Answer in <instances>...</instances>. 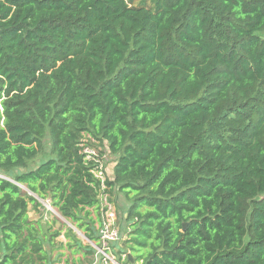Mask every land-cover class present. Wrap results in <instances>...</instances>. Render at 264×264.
I'll use <instances>...</instances> for the list:
<instances>
[{
    "label": "trees",
    "instance_id": "trees-1",
    "mask_svg": "<svg viewBox=\"0 0 264 264\" xmlns=\"http://www.w3.org/2000/svg\"><path fill=\"white\" fill-rule=\"evenodd\" d=\"M92 143L118 255L264 264V0H0V264L47 263L38 199L98 243Z\"/></svg>",
    "mask_w": 264,
    "mask_h": 264
},
{
    "label": "rangeland",
    "instance_id": "rangeland-1",
    "mask_svg": "<svg viewBox=\"0 0 264 264\" xmlns=\"http://www.w3.org/2000/svg\"><path fill=\"white\" fill-rule=\"evenodd\" d=\"M105 145L106 144H103L100 146L98 143H92V145L88 147L87 151H91L92 153H95L98 155H99V153H102L101 158L103 159L104 165L108 171V173L106 172L107 176L113 177L114 168L116 165V157L112 156L109 153V151L107 150V145L106 146ZM45 159H46L45 155L38 157L35 161L30 163L29 168H34L35 166H38ZM24 171H25V169L16 170V171L12 172V175L22 174ZM22 188H23V190L26 191V188L24 186H22ZM111 197H112V202H110V200H109L110 199L109 194L107 192H105L104 194L101 195L100 198L106 199L110 204H112V206H114L115 210L117 211L118 227H119V230L121 233V238H122V240L120 241V243L117 247L122 248L124 242L129 238L128 233H130L133 230L132 228H129V224L126 221L127 210L131 206V203L128 201V199L122 193L112 194ZM38 202H40L41 205H44L46 202H49V200L43 201V200L38 199ZM50 203H51V201H50ZM51 205H52V203H51ZM54 209L56 211V214H50L49 213L50 221L55 222V224L52 227L60 230L61 233L64 232L66 234L65 239L68 242H69V238L67 237V235L71 234L70 235V237H72V238H70L71 241H76V242L80 243V245H83L82 247H85V250L80 248L79 244L71 242L72 246L70 247L68 245H66V246L64 245L65 251L61 252L60 256L56 257L55 259L54 258L51 259V256L47 255V258H48L47 263L52 264L54 262V264H76L75 259L77 257V254H80L82 251H84L85 253H88L87 247H89V246L92 247V246H91L90 242L86 239L84 233H82V231L79 230L75 224H73L72 222H70L69 220L64 218L60 214V212L58 211V209L56 207H54ZM101 215H102V213H101ZM97 227H98V225L96 226L97 235H98V228ZM47 230L49 231V226L42 228L43 232L47 231ZM49 239H50V237H49ZM49 239L47 237V240H49ZM51 243L53 244L52 246L54 248L58 247V243L56 242L55 239H53V241H51ZM47 246L48 245H46L45 247H47ZM59 249L56 251H59ZM92 249H94V248H92ZM51 250H53V249H51ZM116 254H118V252ZM89 258L90 257H88V259ZM85 262H88V260H86ZM78 264H81V263L78 262Z\"/></svg>",
    "mask_w": 264,
    "mask_h": 264
},
{
    "label": "built area",
    "instance_id": "built-area-1",
    "mask_svg": "<svg viewBox=\"0 0 264 264\" xmlns=\"http://www.w3.org/2000/svg\"><path fill=\"white\" fill-rule=\"evenodd\" d=\"M88 147L85 148L87 154V160L93 163L92 173L97 179L101 181L102 194L107 190L105 181L107 179V169L104 165L103 159L100 155L87 151ZM107 172V173H106ZM102 216L98 222V243L90 242L91 246L95 250V255L91 264H135L129 263V253L121 255L116 254L118 252L117 246L119 245L121 233L118 227V215L114 206L110 204L106 199H102ZM45 207L47 213L56 214V211L52 208L50 201L46 202Z\"/></svg>",
    "mask_w": 264,
    "mask_h": 264
},
{
    "label": "crops",
    "instance_id": "crops-1",
    "mask_svg": "<svg viewBox=\"0 0 264 264\" xmlns=\"http://www.w3.org/2000/svg\"><path fill=\"white\" fill-rule=\"evenodd\" d=\"M54 207L52 206L53 209H54ZM28 216H29V220L31 222L40 223L42 228L49 226V231L48 230L44 231V232L42 231L41 235L43 236L45 246L48 245L45 248H46L47 252L49 253V255L51 256V259H53V258L55 259L56 257L60 256L61 252L65 251L64 245L70 246L69 244H72L71 243L72 241L70 238H69V242L65 239L66 234L64 232L61 233L60 230L52 227L55 224V222L50 221V217H49V214L47 213V209H46L45 205H40L38 207H34L33 205H30ZM96 226H97V224H96ZM68 236H69V234L67 235V237ZM47 237H48V239L50 237V239L47 240ZM53 239L56 240V242L58 243V247L60 249L58 247L54 248L52 246L53 244L51 243V241H53ZM79 245H80V243H79ZM51 249H53V250H51ZM58 249H59V251H56ZM85 259L88 260V257H85L84 252L82 251L80 254H77L75 262H76V264H78V262H80L81 264H88V262H85L86 261ZM46 264H48V263H46ZM52 264H54V262Z\"/></svg>",
    "mask_w": 264,
    "mask_h": 264
},
{
    "label": "water",
    "instance_id": "water-1",
    "mask_svg": "<svg viewBox=\"0 0 264 264\" xmlns=\"http://www.w3.org/2000/svg\"><path fill=\"white\" fill-rule=\"evenodd\" d=\"M185 228H186V225L184 226ZM129 259H130V261L133 263L134 261H133V257H132V255L131 254H129Z\"/></svg>",
    "mask_w": 264,
    "mask_h": 264
}]
</instances>
